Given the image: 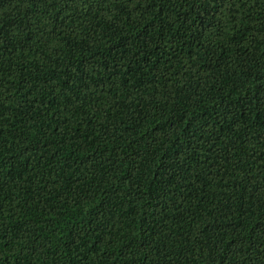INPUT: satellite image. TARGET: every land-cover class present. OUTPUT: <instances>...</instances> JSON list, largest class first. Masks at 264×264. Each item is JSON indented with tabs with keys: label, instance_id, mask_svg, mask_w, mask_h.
Instances as JSON below:
<instances>
[{
	"label": "trees",
	"instance_id": "trees-1",
	"mask_svg": "<svg viewBox=\"0 0 264 264\" xmlns=\"http://www.w3.org/2000/svg\"><path fill=\"white\" fill-rule=\"evenodd\" d=\"M0 264H264V0H0Z\"/></svg>",
	"mask_w": 264,
	"mask_h": 264
}]
</instances>
